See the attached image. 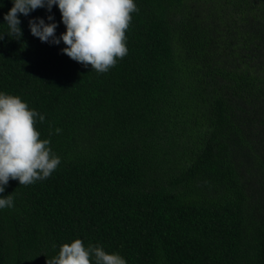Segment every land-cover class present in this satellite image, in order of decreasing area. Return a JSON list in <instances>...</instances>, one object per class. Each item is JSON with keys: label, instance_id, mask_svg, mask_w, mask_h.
<instances>
[{"label": "trees", "instance_id": "obj_1", "mask_svg": "<svg viewBox=\"0 0 264 264\" xmlns=\"http://www.w3.org/2000/svg\"><path fill=\"white\" fill-rule=\"evenodd\" d=\"M134 2L127 55L97 73L31 35L65 31L55 5L18 14L17 40L0 0V92L44 116L61 160L0 194V264L74 239L127 264H264V0Z\"/></svg>", "mask_w": 264, "mask_h": 264}, {"label": "clouds", "instance_id": "obj_2", "mask_svg": "<svg viewBox=\"0 0 264 264\" xmlns=\"http://www.w3.org/2000/svg\"><path fill=\"white\" fill-rule=\"evenodd\" d=\"M11 3L12 7L3 17L9 29L7 35L17 40L22 36L18 14L28 16L39 8L51 12L55 5L65 31L57 37L55 22L45 23L44 19L35 18L28 22L31 35L44 43L63 42L64 55L97 73L108 72L127 55L126 32L132 14L139 11L134 0H11ZM47 20L54 18L49 15ZM37 119L42 123L45 118L19 96L0 92V194L10 180L18 181L19 186H28L50 177L61 163L52 152L50 140L41 139L35 127ZM60 132L61 129H55L56 134ZM13 206L11 194L0 197V209ZM45 264L127 262L117 253L109 254L102 246H85L81 239H74L60 245L58 254Z\"/></svg>", "mask_w": 264, "mask_h": 264}]
</instances>
